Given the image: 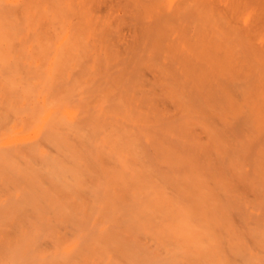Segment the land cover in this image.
I'll list each match as a JSON object with an SVG mask.
<instances>
[{"label": "rangeland", "instance_id": "obj_1", "mask_svg": "<svg viewBox=\"0 0 264 264\" xmlns=\"http://www.w3.org/2000/svg\"><path fill=\"white\" fill-rule=\"evenodd\" d=\"M231 3L0 0V264H264V14Z\"/></svg>", "mask_w": 264, "mask_h": 264}, {"label": "bare ground", "instance_id": "obj_2", "mask_svg": "<svg viewBox=\"0 0 264 264\" xmlns=\"http://www.w3.org/2000/svg\"><path fill=\"white\" fill-rule=\"evenodd\" d=\"M224 3H229L232 2V11L238 15L242 16V19L244 21V27L245 29L249 32L250 29H252V24H253V17L255 16V11L258 12V9L260 10L259 14L262 16L264 14V0H237L236 2L239 3L235 4V0H221ZM241 4V5H240ZM239 7V8H238ZM237 8L239 12H237ZM182 15V18H190L187 10H183L180 14ZM255 27L259 30V32L264 34V26L262 24L255 25ZM188 71V66H185V69ZM191 75H187V80L191 81L193 80L190 78ZM173 80H176L175 78Z\"/></svg>", "mask_w": 264, "mask_h": 264}]
</instances>
